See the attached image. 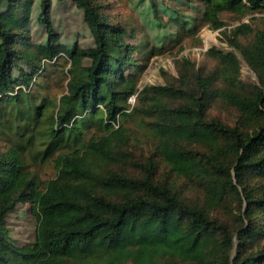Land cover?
<instances>
[{
	"label": "trees",
	"instance_id": "obj_1",
	"mask_svg": "<svg viewBox=\"0 0 264 264\" xmlns=\"http://www.w3.org/2000/svg\"><path fill=\"white\" fill-rule=\"evenodd\" d=\"M71 1L92 45L61 42L52 0H0V124L27 115L20 144L0 149V264H264V17L222 30L256 83L240 79L237 53L211 46L214 72L183 60L175 82L138 89L124 27L104 1ZM201 1L213 29L224 11H264V0ZM32 21L44 45L31 41ZM54 69L58 95L45 82ZM215 100L236 110L232 124L208 115ZM132 116L142 134L125 126ZM143 138L151 150L137 160L130 142ZM42 164L54 175L38 181ZM19 204L36 220L21 246L6 223Z\"/></svg>",
	"mask_w": 264,
	"mask_h": 264
},
{
	"label": "rangeland",
	"instance_id": "obj_2",
	"mask_svg": "<svg viewBox=\"0 0 264 264\" xmlns=\"http://www.w3.org/2000/svg\"><path fill=\"white\" fill-rule=\"evenodd\" d=\"M105 3L106 14L111 20L118 22L125 29V43L133 49L131 62L136 68H131L128 73L136 75L138 89L145 85L166 84L175 82L179 76L178 67L183 60L193 64L195 69H200L204 74L214 72L216 62L206 52L211 46L224 51L238 52L223 41L222 30H230L234 25L242 22H250L254 26L261 23L258 20L264 17V11L254 14L239 16L233 12L224 11L219 18L225 25L219 29H213L203 15L204 5L201 0H100ZM155 5L157 12L153 10ZM52 18L57 31L60 33L61 42L72 48L77 45L85 47L93 44L90 31L83 20V15L71 0H52ZM31 41L35 45H44L46 32L42 26L34 21L31 24ZM240 79L246 84L256 83L257 76L254 71L243 61L240 56ZM80 64L87 65V58H80ZM187 63V65L189 64ZM25 69H28L25 66ZM62 73L58 69L51 70L48 74L50 82L47 92L59 94L62 91ZM127 103L130 107L139 104L136 93L129 96ZM170 105L176 101H169ZM21 115L18 120L14 114ZM210 117H216L226 123L232 124L237 119L236 110L225 103L215 100L208 110ZM27 115L23 110H15L10 124H0V149L5 146H17L20 144L18 133L22 131ZM133 133L142 134L144 130L137 125L136 116H132L125 124ZM17 132V133H16ZM131 150L136 153L137 160H141L150 152V141L143 138L138 141L132 139ZM135 167L129 165L127 173H135ZM38 181H45L54 175L52 164L36 166ZM168 170L163 164L159 165L158 172ZM191 196L198 197L199 192L193 191ZM229 214L224 209L219 214ZM7 226L10 228L9 239L16 245H26L33 241L36 220L28 209V204H19L15 212L6 217Z\"/></svg>",
	"mask_w": 264,
	"mask_h": 264
}]
</instances>
